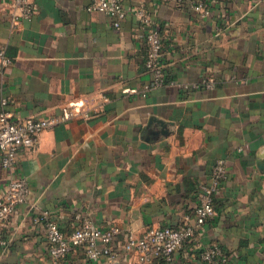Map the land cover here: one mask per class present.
<instances>
[{
  "label": "crops",
  "instance_id": "0c3cea01",
  "mask_svg": "<svg viewBox=\"0 0 264 264\" xmlns=\"http://www.w3.org/2000/svg\"><path fill=\"white\" fill-rule=\"evenodd\" d=\"M35 1L33 18L14 22L10 0H0V48L12 59L0 71V111L17 121L68 105L91 115L20 148L15 175L31 192L1 226L8 244L0 264H132L127 233L192 216L220 157L227 178L197 238L222 246L225 264H264V2H213L202 16L173 0H124L146 7L164 36L166 80L144 91L147 30L132 11L118 28L107 13L87 10L90 0ZM11 176L0 154V192ZM44 211L67 234L78 214L117 227L111 256L93 260L84 246L53 256ZM153 264L204 261L186 243Z\"/></svg>",
  "mask_w": 264,
  "mask_h": 264
},
{
  "label": "built area",
  "instance_id": "2783aa9c",
  "mask_svg": "<svg viewBox=\"0 0 264 264\" xmlns=\"http://www.w3.org/2000/svg\"><path fill=\"white\" fill-rule=\"evenodd\" d=\"M178 7L190 5L193 10L202 16H208L211 8L208 5L222 0H173ZM235 4L237 2L235 0ZM264 2V0H260ZM11 15L14 22L21 19H32L37 12L35 0H10ZM87 10L103 11L112 19L116 27H120L122 20L132 11L139 19L140 24L147 30L148 52L146 58L147 70L152 73L149 83L144 86V91L163 84L166 80L164 64L162 62L164 36L161 27L151 13L144 6L127 8L124 0H90ZM12 59L6 55L5 49L0 48V71L9 66ZM202 84L209 87L214 85V80L205 77ZM194 86H199L195 83ZM180 87H188L183 84ZM8 98L2 97V104L6 105ZM91 115L88 108L83 106H65L60 114L40 117H29L17 121L7 111H0V154L1 164L11 173V179L0 192V247L6 246L8 240L3 236L1 226L13 214L17 207L26 202L30 196V184L25 177L16 176L15 170L18 162L19 150L24 146H32L37 142L38 134L46 129L66 122L72 118ZM227 178V160L220 157L212 172V182L203 187L200 202L194 214L187 215L178 226H154L146 229L142 234L127 233V247L136 253V259L132 264H153L157 258L172 260L174 253L186 243H192L199 251L201 258L208 264H225L229 257L225 250L217 243L205 244L197 238V234L212 218L215 213V195ZM80 224L70 234L65 233L59 223L51 218L47 211L39 216L45 220L46 235L50 252L55 257L66 255L72 248L84 246L88 257L97 260L103 255L112 254V241L117 227L102 229L92 220L77 215ZM109 264H117L112 259Z\"/></svg>",
  "mask_w": 264,
  "mask_h": 264
},
{
  "label": "trees",
  "instance_id": "16d2710c",
  "mask_svg": "<svg viewBox=\"0 0 264 264\" xmlns=\"http://www.w3.org/2000/svg\"><path fill=\"white\" fill-rule=\"evenodd\" d=\"M158 260H166L165 258H157V259H155V261H154V263L156 262V261H158ZM168 261V260H167ZM204 264H208V263H206L205 261H204Z\"/></svg>",
  "mask_w": 264,
  "mask_h": 264
}]
</instances>
